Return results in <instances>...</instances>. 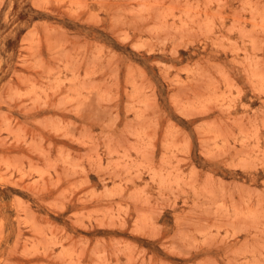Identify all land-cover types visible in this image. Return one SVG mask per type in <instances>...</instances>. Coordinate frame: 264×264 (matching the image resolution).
Wrapping results in <instances>:
<instances>
[{
	"label": "rangeland",
	"instance_id": "obj_1",
	"mask_svg": "<svg viewBox=\"0 0 264 264\" xmlns=\"http://www.w3.org/2000/svg\"><path fill=\"white\" fill-rule=\"evenodd\" d=\"M0 264H264V0H0Z\"/></svg>",
	"mask_w": 264,
	"mask_h": 264
}]
</instances>
